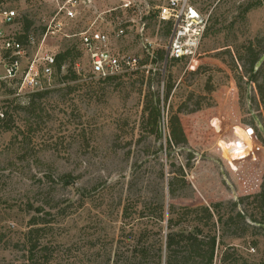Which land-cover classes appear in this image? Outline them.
<instances>
[{
  "label": "rangeland",
  "instance_id": "rangeland-1",
  "mask_svg": "<svg viewBox=\"0 0 264 264\" xmlns=\"http://www.w3.org/2000/svg\"><path fill=\"white\" fill-rule=\"evenodd\" d=\"M134 1L133 9L122 11L115 0H79L77 18L61 16L62 33L48 38L43 50L57 55L74 46L71 71L77 78H63L68 62L53 75L49 94L14 98L10 125L0 124V264H139L135 249L141 229L147 227L149 243L165 240L157 202L165 208L217 204L222 215L243 216L244 223L236 218L235 227L219 226L222 244L214 264H222L226 250L241 263L264 264V227L258 224L264 223L259 203L264 131L258 128L264 130V111L253 101L254 87L237 60L251 42L260 40L264 47V0H191L207 21V32L189 64L170 68L175 86L167 101L163 82L169 66L149 56L168 49L169 34L157 19L160 3ZM0 4L19 15L13 25L1 23L0 32L22 34L27 17L37 45L57 9V0ZM100 15L98 32L110 38L114 51L140 58L138 73L105 82L92 74L79 38H68ZM111 26L127 31L117 37ZM37 47L28 49L30 58ZM158 90L156 132L144 107L149 92ZM197 105L201 109L189 113ZM173 115L180 117L189 142L169 151ZM179 168L185 185L171 199L168 184L181 177ZM182 221L189 231L198 223L194 213Z\"/></svg>",
  "mask_w": 264,
  "mask_h": 264
},
{
  "label": "built area",
  "instance_id": "built-area-1",
  "mask_svg": "<svg viewBox=\"0 0 264 264\" xmlns=\"http://www.w3.org/2000/svg\"><path fill=\"white\" fill-rule=\"evenodd\" d=\"M79 0H66L59 4L55 15L45 24L41 43L36 44L33 33L29 34L25 42L16 36H7L0 32V124L8 121V111L13 106V99L23 94H35L49 91L52 87V77L57 71L56 55L43 50L48 38H55L63 31L61 16L74 20L78 16ZM102 1V0H95ZM87 1H83L86 3ZM91 2V0H88ZM122 11H130L135 6L134 0H115ZM157 19L162 26L170 25L168 35L167 57L172 59H192L196 56L202 36L207 28V21L201 17L199 11L191 4V0H159ZM110 9L105 13H111ZM103 13V14H105ZM86 30L69 35L68 38L77 37L82 43V48L88 55L92 74L102 80L109 77L121 76L141 70L139 57L121 55L110 46V38L98 32L97 20ZM19 15L15 9L5 8L0 4V24L13 25ZM113 28V26H111ZM117 37L125 35L127 28L115 27L112 30ZM147 46L151 42L147 41ZM38 46L30 58L28 49ZM147 50H149L147 48ZM146 68V66H145Z\"/></svg>",
  "mask_w": 264,
  "mask_h": 264
},
{
  "label": "trees",
  "instance_id": "trees-1",
  "mask_svg": "<svg viewBox=\"0 0 264 264\" xmlns=\"http://www.w3.org/2000/svg\"><path fill=\"white\" fill-rule=\"evenodd\" d=\"M23 24L24 35L20 36L19 39L22 42H25L27 36L31 34L32 23L26 17ZM162 27L163 29H166L165 32L167 34H170V25ZM206 32L207 29L205 33ZM243 49V52L238 56L237 60L242 64L241 67L243 69V73L247 74L248 81L254 87L255 97L253 101L256 103L258 108H263L264 111V47H262V42L260 40H256L255 42H251L248 46H244ZM74 50V46L68 47L64 52L56 55L58 74H61L62 68L67 66L68 62H70L68 72L69 75H65L63 77L64 79H68L70 74L72 78H77L76 73L71 71L72 67L75 65L70 60L73 56ZM149 56H152L154 61H159L163 65L169 66L168 77L166 78V81L163 82V95L165 101H167L175 86L170 68L172 65L174 66L181 62L189 64V59H170L167 57V52L163 49L153 52V54L149 53ZM140 66H143L142 62ZM139 71L140 70H137L132 73H138ZM198 71L199 70H197V72ZM155 75L158 81L161 82L162 75L159 70L155 72ZM120 77L122 78V76L109 77L104 81H115L120 79ZM241 77L242 76L240 75V80L242 79ZM207 88L209 93H212V89L208 86ZM49 93L50 91L39 92L32 94L31 97L42 98ZM190 98L192 99L193 97L191 96ZM161 104V92L159 90L154 92L150 91L147 96L144 112L145 115H147L148 123L152 125L156 132H158L160 128L159 120L161 117ZM183 108L187 111L189 110L185 104L183 105ZM200 109L201 106L197 105V107L194 110L189 111V113L197 112ZM11 120L12 119L7 121V126L10 125ZM168 125L169 139L167 143L169 151H172L175 147H185L189 141L180 117L173 115L170 118ZM258 128L260 132L264 131L262 126H258ZM257 137H259V135ZM178 171L181 177H173L168 184V194L171 199H175L177 197L179 185H185V175L183 169L179 168ZM259 203L260 209L264 211V192L259 195ZM156 205L160 211L156 218L160 224L165 223V228L164 226L160 227L162 231L163 229L166 230L165 240L164 242L163 240H160V242L157 241V243H149L147 241L149 239L147 227L145 229H141L138 233L139 237L136 246L137 248L135 249V252H137L140 257L139 264H214L215 259L218 256L220 245L222 244L221 234L218 235L220 230L219 226H222V230L224 228L235 227L239 224V221L237 222L239 219L244 223L243 216L239 214L237 217L230 214L227 216L222 215L219 210L220 205L217 204L199 206L197 208H190L188 206L177 207L174 203L169 204L165 208L163 202H157ZM166 212L167 217H165ZM188 213L196 214L198 222L191 231L185 229V227H181L183 226L182 218L186 217ZM125 214H127V209L125 210ZM33 222V225L38 224L36 221ZM253 222L257 223L254 219ZM258 224H260L261 227H264V223L260 222ZM178 227L181 228L176 230ZM115 264H119L118 261H116ZM222 264L247 263H241L236 253H231L226 250L222 255Z\"/></svg>",
  "mask_w": 264,
  "mask_h": 264
}]
</instances>
